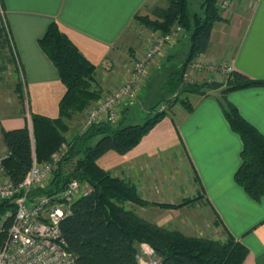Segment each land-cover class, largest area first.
<instances>
[{
	"label": "crops",
	"instance_id": "obj_1",
	"mask_svg": "<svg viewBox=\"0 0 264 264\" xmlns=\"http://www.w3.org/2000/svg\"><path fill=\"white\" fill-rule=\"evenodd\" d=\"M158 1L165 4L164 0H0V81L11 60L23 72L27 112L57 117L65 86L38 44L48 24H58L96 66V76L108 89L127 75L126 58L132 49L139 50L155 32L135 23V15L149 13ZM221 14L223 19L212 26L207 51L194 59L203 65L193 71L195 80L224 83L232 69L264 78V0H232ZM178 42L167 48L165 58L176 53ZM160 61L148 64L147 81ZM220 90L186 94L191 110L177 103L136 146L124 154L110 150L97 163L127 180L144 199L179 203L188 193L196 198L195 203L177 208L135 206L140 218L216 240H224L227 231L248 250L243 264H264V196L253 199L234 179L242 140L223 113ZM226 99L264 134V86L230 91ZM25 114L3 116L0 125L6 129L28 125Z\"/></svg>",
	"mask_w": 264,
	"mask_h": 264
},
{
	"label": "trees",
	"instance_id": "obj_2",
	"mask_svg": "<svg viewBox=\"0 0 264 264\" xmlns=\"http://www.w3.org/2000/svg\"><path fill=\"white\" fill-rule=\"evenodd\" d=\"M164 1V5H154L149 13H137L134 17L135 23L151 31L167 32L174 25H179L183 34L189 36L185 59L168 73L161 91L172 96L173 104L177 102L191 110L186 94H205L207 89L221 88L220 106L231 128L242 140L241 162L234 179L250 197L259 200L264 196V134L242 117L236 106L226 99V94L247 87L264 86V78L232 69L224 83L185 82V70L197 56L207 51L212 26L223 19L222 10L217 5L218 0H202L201 12H191L189 0ZM38 44L56 67L65 86L59 101V114L51 118L29 111L32 131L27 124L10 129L0 125L2 144L10 152L3 165L11 182L18 187L32 165L33 156L38 162L47 161L63 143L66 145L48 184L33 188L30 195H54L71 179H79L92 187L91 192L71 202L69 214L60 222L62 236L74 254L76 264H140L138 245L141 242L152 248L157 257L156 264H243L248 250L227 231L224 240L191 236L137 216L126 203L144 205L149 201L140 197L127 180L113 175L97 163V159L110 150L118 154L128 152L170 111L156 109L153 105L156 110L152 116L141 123H133L123 116L126 104L116 122L83 125L72 139H66V120L82 112L100 96L99 89L92 82L96 66L55 21L48 24ZM169 101L170 98L167 99ZM158 204L176 208L183 203ZM14 212L15 203L0 198V249L7 238Z\"/></svg>",
	"mask_w": 264,
	"mask_h": 264
},
{
	"label": "built area",
	"instance_id": "obj_3",
	"mask_svg": "<svg viewBox=\"0 0 264 264\" xmlns=\"http://www.w3.org/2000/svg\"><path fill=\"white\" fill-rule=\"evenodd\" d=\"M231 1L218 0L217 5L226 10ZM183 32L179 25L167 32H154L147 48L132 59L131 70L125 78L86 109L84 127L102 121L116 122L122 107L138 99L149 62L156 55L165 53L182 37ZM190 64L184 75L192 74L200 66L195 61ZM65 150L63 143L49 160L42 162L36 161L33 156L32 165L18 187L11 182L3 165L10 152L5 148L0 150V198L15 203L13 220L0 249V264H76L75 256L62 236L60 222L69 214L71 202L91 192L92 187L79 179H71L54 195H30L33 188L48 184ZM142 246L148 247L147 250L143 248L142 253L150 259L140 260V264H156L157 257H153L152 248L147 244Z\"/></svg>",
	"mask_w": 264,
	"mask_h": 264
},
{
	"label": "rangeland",
	"instance_id": "obj_4",
	"mask_svg": "<svg viewBox=\"0 0 264 264\" xmlns=\"http://www.w3.org/2000/svg\"><path fill=\"white\" fill-rule=\"evenodd\" d=\"M201 2H202V0H189V10L191 12H201L202 11ZM156 3L164 5V2L160 3V1H158ZM150 16L152 17V14H150ZM1 21L3 24V20H1ZM5 30L6 29H4V31ZM136 31H138V30H136ZM152 37H153V34L148 38L145 45L144 46L142 45V47L139 50L132 49V52L129 56L130 58H126V60L129 62L128 68H127V74L131 70L132 59L135 57V55L137 53L141 52V50L147 48V46L150 44L149 41L152 40ZM6 39H7V35H6ZM139 39L141 41V37ZM177 42L178 41H175V43L173 45H175ZM6 43H8V45H9V49H10L9 54H13L9 41L7 40ZM189 44H190L189 36L186 33H184V34H182L181 40L178 42V47L176 49L177 51L174 55H172L171 57L169 56V57L165 58L166 55H165V53H163L161 55H156L154 57V59L161 60L160 62H158L159 64H157V66L159 68L157 69L156 72L154 71L152 73V76L150 78H148V81H147V73H145L143 80H142L143 83L141 84V86L139 88L138 99L132 103H129L128 106H125L126 107L125 109L127 110L125 118L127 121H129V122L131 121L133 123H136V122L141 123V122L145 121L148 117L152 116L155 113L156 109H159V110L163 109V110H167L169 112L173 108V106L177 104V102L175 104H173V100H171L172 96L168 95L164 91H161V86H162L164 79L168 75V73L171 72L173 69L177 68L185 59L186 54H187V50L189 48ZM197 63H199V62H197ZM11 64H12V62L10 60L9 70L7 71L6 74H2V80L0 81V118L3 116L12 115V114H24V113H26L25 115L28 117V120H29L28 126L30 127V130L32 131L31 118H30V114H28L29 112H27V106H26L23 72L21 71L20 68H18L17 65L13 66ZM189 65H191V64H189ZM202 67H203V65L200 64V66L197 69H201ZM146 71H147V68H146ZM183 76H184L185 82L193 83V84L194 83H201V82H197V80H195L193 73L190 75L188 74V75H183ZM92 82H93V85H95V87H97L100 91V96L96 100H98L102 96L107 95L110 92L111 88L118 85L117 84V85H114L113 87L106 89L104 87L103 80L99 79L96 76V72L93 75ZM19 83H20V88H18ZM146 83H148V84H146ZM159 87H160V89H159ZM182 97H184V94H182ZM169 98H170V101L167 102V99H169ZM171 101H172V103H171ZM94 102H92L86 109L91 107ZM153 105H156V109H153V107H152ZM178 105H179V103H178ZM86 109H84L82 112H80L78 114L73 115V117L71 119L66 120V123L68 125L67 131L64 132L66 139H72L77 133H79V132H76L74 128L78 127L79 124H82V123L84 124V111ZM34 143H35L34 138L32 137L33 149L35 148ZM2 148L3 147L1 146V140H0V150ZM190 195L191 194L188 193V196L182 198L181 202L176 203V204L183 203L182 205H184V204H189V203H195L196 198L194 196L190 197ZM148 201H149V203L144 204V205H138V204H133L131 202H127L126 206H127V208H129L133 211L136 208L135 206H147V205H155L159 208H174V207H162L158 204V203H166V202H155L152 200H148ZM185 201H187V202H185ZM182 205H180V206H182ZM195 207H197V206H195ZM171 229H173V228H171ZM191 236H195V235H191ZM200 237H202V236H200ZM142 244H145V243L141 242L138 245V247H139L138 256H139V259L143 261V260H147L150 258L147 257L146 254L142 253L143 248L146 250L148 249V247L142 246ZM154 256H156V255L154 254L153 257Z\"/></svg>",
	"mask_w": 264,
	"mask_h": 264
}]
</instances>
